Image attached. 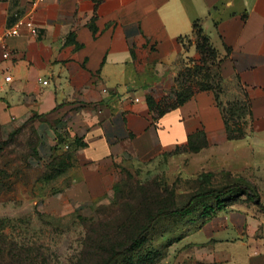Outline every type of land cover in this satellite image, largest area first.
<instances>
[{"label": "crops", "instance_id": "1", "mask_svg": "<svg viewBox=\"0 0 264 264\" xmlns=\"http://www.w3.org/2000/svg\"><path fill=\"white\" fill-rule=\"evenodd\" d=\"M30 1L0 0V126L32 125L44 154L70 155L57 195L91 201L111 189L122 161L163 154H192L200 172L264 175V0H43L35 34L20 21ZM198 28L215 51L219 88L151 105L146 86L171 79L182 54L196 56ZM234 100L247 112L243 136L231 139L224 107ZM199 132L204 146L188 152ZM256 191L260 204L241 195L192 234L204 244L201 258L264 264V194Z\"/></svg>", "mask_w": 264, "mask_h": 264}, {"label": "rangeland", "instance_id": "2", "mask_svg": "<svg viewBox=\"0 0 264 264\" xmlns=\"http://www.w3.org/2000/svg\"><path fill=\"white\" fill-rule=\"evenodd\" d=\"M178 62L170 69L171 79L145 88L146 96L161 108L174 104L181 91L185 94L218 80L216 60L202 57L198 50L196 56L182 54ZM0 142V264H104L106 254L124 249L150 214L160 207L182 206L200 188L201 168L195 156L163 154L122 161L111 189L102 196L88 202L66 200L57 195V178L53 184V153L39 149L32 125L11 132L0 126ZM254 163H261L258 154ZM225 172H215L212 187L237 177ZM245 178L252 191L264 194L263 174ZM212 203V198H202L187 216L160 218L145 242L124 250L115 264H211L198 254L204 244L191 237L207 219L203 205Z\"/></svg>", "mask_w": 264, "mask_h": 264}, {"label": "trees", "instance_id": "3", "mask_svg": "<svg viewBox=\"0 0 264 264\" xmlns=\"http://www.w3.org/2000/svg\"><path fill=\"white\" fill-rule=\"evenodd\" d=\"M195 36H196V49L199 51L201 56L204 58L205 57L207 58L208 56L216 60L215 51L208 44V40L205 37V35H203L201 29L198 28L195 31ZM219 84H220V76L218 75V80L216 81L215 84H210V85L205 84L200 87L219 88ZM190 92H186L184 94L181 91L180 93H178L177 101L171 106H175L177 104L183 103L185 100H187L190 97L191 95ZM148 102L151 105H154L152 99L149 98ZM164 111L165 109L159 108V114H162ZM246 112H247L246 106H244L242 102H239L238 100L230 101L224 107V114L227 122V131L229 138L232 139L243 136V128L240 123V120L245 116ZM200 134L202 133L199 132L195 134L197 137H201V139L195 143H193L191 139L192 137L191 138L189 137V143L187 147L188 152H198L199 149L202 146H204L203 137ZM64 135L61 134L59 136V141H58L59 143H63ZM1 145L2 143L0 142V146ZM177 152L178 151H176L175 153ZM69 160H70V155L67 153L53 157V165L55 164L56 167V172L53 175V181L55 178L58 179L59 177H61V175L69 167L70 165ZM225 173L227 176L230 177L232 176L228 172ZM214 175L215 172H211V171L200 172L197 175V180L200 181V188L192 195H190L186 203H184L180 207H175L171 209L160 207L159 209L156 210V212L150 214L146 222L139 226L135 236L129 241L128 245L124 249L123 248L112 249L110 252L106 254L105 256L106 259L104 264H115L118 261V259L124 254V250H126L127 248L134 249L140 247L145 242L146 234L152 230L155 222L160 218L174 216V215L187 216L191 214L192 206L196 200L202 198H212L214 200V203L212 204L203 205L202 212L204 216L207 218L215 214L217 211L225 209V207L230 202L238 199L240 195H246L247 199L251 200L254 203L260 204L258 195L251 190L244 177L241 176L234 177L235 180L233 182H230L229 184H226L220 188H216L211 186V180H210L212 177H214ZM236 195L237 197L238 196L239 197L238 198L235 197ZM261 207L264 209L263 206Z\"/></svg>", "mask_w": 264, "mask_h": 264}, {"label": "built area", "instance_id": "4", "mask_svg": "<svg viewBox=\"0 0 264 264\" xmlns=\"http://www.w3.org/2000/svg\"><path fill=\"white\" fill-rule=\"evenodd\" d=\"M43 0H31L30 1V7L29 10L24 13V15L21 17L20 21L23 23L32 34H35L37 32V26L34 21V13L37 8V6L42 2ZM18 33V29L16 27H13L9 30L8 34L10 35H16ZM10 56V52L5 49L2 53L3 58H7ZM11 77L9 75L4 77V80L6 82L10 81ZM104 92H106V89H103ZM137 101L138 99L135 98ZM67 148V146H66Z\"/></svg>", "mask_w": 264, "mask_h": 264}]
</instances>
